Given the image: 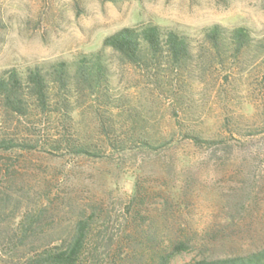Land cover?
<instances>
[{
	"label": "rangeland",
	"instance_id": "1",
	"mask_svg": "<svg viewBox=\"0 0 264 264\" xmlns=\"http://www.w3.org/2000/svg\"><path fill=\"white\" fill-rule=\"evenodd\" d=\"M216 23L264 35V0H0V71L74 61L123 27L157 24L196 40ZM103 52L106 99L79 101L69 121L100 157L50 149L61 118L29 127L0 115V130L33 145L0 151L8 236L29 211L37 244L92 215L84 264H154L178 240L189 248L167 264L264 247V59L152 77ZM186 133L222 142L196 146ZM23 252L1 248L0 264H24Z\"/></svg>",
	"mask_w": 264,
	"mask_h": 264
},
{
	"label": "trees",
	"instance_id": "2",
	"mask_svg": "<svg viewBox=\"0 0 264 264\" xmlns=\"http://www.w3.org/2000/svg\"><path fill=\"white\" fill-rule=\"evenodd\" d=\"M106 48L116 55L121 64L152 77L195 72L203 77L207 71L211 75L230 63L238 66L248 56L264 59V35L255 34L243 25L226 27L217 23L202 28L196 40L157 24L123 27L104 37L99 51L82 55L74 61H55L24 71L16 68L0 71V115L5 119L21 121L29 127L41 126L43 119L61 118V132L53 140H46L50 149L63 150L64 154L75 156L100 157L98 150H93L89 144L74 136L69 121L79 101L106 99L110 84V69L103 52ZM36 118L39 120L34 122ZM105 133L109 139V131ZM254 133L258 130H252L249 135ZM185 139L196 146L222 142L206 140L192 133H186ZM108 143L115 145L113 140ZM23 146L33 147L18 143L0 130V151ZM10 199L11 195L0 189V217L6 212ZM32 217L36 219L37 215L25 212L10 237L5 232L7 227L0 225V249L3 248L4 253H13L21 246L25 255L24 264H84L86 244L94 223L92 215L77 217L67 237L38 244L33 240L37 231ZM188 248L186 240L175 241L168 251L156 255L154 264H167L174 254ZM186 264H264V247L240 255L193 259Z\"/></svg>",
	"mask_w": 264,
	"mask_h": 264
}]
</instances>
